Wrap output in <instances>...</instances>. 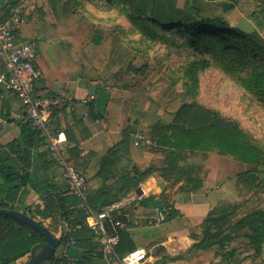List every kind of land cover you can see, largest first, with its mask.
Wrapping results in <instances>:
<instances>
[{"label":"crops","instance_id":"obj_1","mask_svg":"<svg viewBox=\"0 0 264 264\" xmlns=\"http://www.w3.org/2000/svg\"><path fill=\"white\" fill-rule=\"evenodd\" d=\"M61 1L0 0V13L6 20L12 9L22 8L25 23L17 38L20 42L37 41L35 64L43 72V78L36 84L35 96L45 101L52 110L63 134L62 146L71 161L86 176L89 193L106 185L114 187L126 177L137 176L135 167L142 173L150 169H162L168 162L176 167V176L168 181L159 172H155L140 182L136 190L127 188V196L113 204L116 208L112 219L119 224H108V232L119 234L121 230L128 231L136 249L152 245V249L166 248L167 257L182 256L179 260L166 258L168 262H159L152 255L146 264H219L221 257L216 256L217 247L193 252L189 250L197 242L196 238H200L202 224L208 213L222 203L230 202L225 191L232 182H224L221 167L213 165L217 160L218 165L222 160L228 161L227 157L218 152L202 155L200 152L173 153V149L158 148L152 139L154 125L158 121L172 123L177 112L172 121H167L169 109L164 103L159 107L147 94L119 88L117 85L110 86L102 74L103 66L109 63L105 54L107 44H70L69 36L75 31L76 25L72 23V15L66 16L62 12L64 8L61 7ZM94 53L99 55L96 59H93ZM92 67L99 71H91ZM3 70L0 61V73ZM95 85L107 88L110 97L102 118L95 113L96 105L95 109H90V104H96L99 98L95 93ZM92 95L95 98L85 102ZM27 122L14 93L5 83L0 82V151L7 156L6 162H13L20 169L32 173L35 170L37 181L48 179L49 184L58 192L68 195L63 171L50 159L43 142L34 139L29 153L17 158L12 145L21 138L22 127ZM125 130L131 135L128 155L121 157L120 161L124 165L119 163L115 166L114 176L105 183L97 176V172L108 151L121 142ZM127 164L128 168L122 167ZM190 180L201 181V188L196 192L187 191ZM42 203L40 193L28 184L20 190L15 206L18 211L27 213L30 206ZM170 209L177 210L181 216L166 223L165 215ZM145 213L148 214L146 217ZM142 218L147 219L144 224H140ZM181 224L184 229L182 231L178 228ZM153 225L156 229L154 232L159 233L153 232L152 238L144 241L142 233L153 228ZM191 229L196 233L195 238L191 235ZM84 255L85 252L81 251L70 254L67 251L60 257L72 263L81 260ZM28 257L26 255L12 264H26ZM93 263L108 264L101 253L94 254ZM240 264H253V258H246Z\"/></svg>","mask_w":264,"mask_h":264},{"label":"trees","instance_id":"obj_2","mask_svg":"<svg viewBox=\"0 0 264 264\" xmlns=\"http://www.w3.org/2000/svg\"><path fill=\"white\" fill-rule=\"evenodd\" d=\"M177 1L122 0V3L130 20L140 28L144 36L152 40L170 41L195 56L196 61L191 63L190 71L198 72L215 65L246 92L264 101V38L258 32H245L231 27L219 17H205L195 1L187 2L184 7H179ZM107 2L114 4L115 0ZM165 32L169 35H165ZM172 37H177L180 43L169 39ZM99 41L96 39L95 44H99ZM140 71L136 70L137 74L142 75ZM94 88L99 98L96 104H90V109H95L96 105L95 113L102 118L110 97L107 88L101 85H95ZM128 90L134 91L130 88ZM36 138L43 142L28 121L22 127L21 138L12 145L17 158L29 153L31 143ZM152 139L158 148L173 149L174 153L217 151L220 155L231 156L254 167V170H248L238 178L239 183L252 189L258 183L264 185V149L248 139L247 133L236 123L200 103L182 104L170 124L158 121L152 129ZM130 142L131 135L125 130L121 142L108 151L97 172V176L105 183L114 176L113 169L122 163L121 157L128 155ZM7 159L4 152L0 151V208L17 210L15 204L20 190L25 185H31L40 193L43 203L30 206L26 214L47 227L61 240V244L73 237L77 242L76 247L85 251L84 257L77 262L71 263L65 257H54L46 264H94V253L98 245L94 243L93 233L85 226L87 215L82 201L74 195L58 192L49 184L48 179L37 181L35 170L32 173L20 169L13 162L7 163ZM128 166L129 164L122 167ZM175 168L172 162H168L162 169H150L144 173L135 167L137 176L126 177L114 187L106 185L98 191L88 193V205L97 211L110 207L127 196V188L136 190L140 182L155 172H159L164 180H170L176 176ZM201 186V181L190 180L186 188L189 192H196ZM244 207V203H222L210 211L203 221L200 238H196L197 242L189 251L217 247L216 256L221 257L222 264H240L246 257L238 258L236 251H229L228 247L236 233L246 232L255 253L261 255L264 250V210L256 208L238 218V212ZM178 216L181 215L177 210L170 209L164 222H171ZM66 224H81L83 227L79 231L67 233ZM119 237L117 252L121 256L136 249L128 231L121 230ZM44 241L37 231L11 217L0 215V264L16 262L29 255L35 245ZM166 258L175 261L182 256Z\"/></svg>","mask_w":264,"mask_h":264},{"label":"rangeland","instance_id":"obj_3","mask_svg":"<svg viewBox=\"0 0 264 264\" xmlns=\"http://www.w3.org/2000/svg\"><path fill=\"white\" fill-rule=\"evenodd\" d=\"M192 1L196 2L205 17H219L231 27L245 32H258L264 38V0H178L177 4L184 7L187 2ZM61 2V7L64 8L62 12L66 13V16L72 15V23L76 25L75 31L69 36L70 44L95 46L96 39L100 40L99 44H107L105 54L109 63L103 66L102 74L110 82V86L117 85L119 88H130L134 92L147 94L159 107L164 103L169 109L167 121L173 120L182 104L200 103L236 123L247 133L248 139L264 149V101L246 92L218 67L210 65L202 71H190L191 63L196 61L195 56L170 41L152 40L144 36L140 28L130 20L122 0H115L114 4H109L107 0ZM165 33L169 35L168 32ZM169 39L180 43L177 37ZM96 56L99 55L94 53L93 59H96ZM136 70H141L143 74H137ZM91 71L97 72L99 69L92 67ZM225 157L229 162L221 159L219 165L218 160L213 165L221 167V178L224 182H232L227 185L225 191L228 193V203L245 204L238 212V218L256 208L264 210V185L258 183L257 187L253 186L252 189L238 182L242 174L254 170V167L231 156ZM147 215L145 213V217ZM146 220L142 218L140 224H144ZM182 227L181 224L178 228L182 231ZM155 230L154 225L153 228H148L142 233V239L150 240ZM154 233L158 234L159 231ZM194 234V229H191V235ZM249 241L246 232L236 233L228 247L229 251L235 250L238 258H253V264H264V250L261 255H257ZM142 247L149 250L155 260L168 262L166 248L152 249V245ZM67 251L69 254L74 251L85 252L77 247L68 248L62 243L55 257H60Z\"/></svg>","mask_w":264,"mask_h":264},{"label":"built area","instance_id":"obj_4","mask_svg":"<svg viewBox=\"0 0 264 264\" xmlns=\"http://www.w3.org/2000/svg\"><path fill=\"white\" fill-rule=\"evenodd\" d=\"M24 23L22 8L12 9L6 20L0 14V61L4 68L0 73V82L5 83L14 93L27 121L43 140L50 159L63 171L68 194L79 198L85 205L87 215L85 226L93 233L95 243L98 245L97 252L94 254L101 253L108 264L148 263L152 254L145 248L135 249L123 256L117 252L119 234L108 232V224H119L112 219L116 205L98 211L88 205L87 178L71 161L66 149L63 148V134L52 110L45 101L35 96V87L37 82L43 78V72L35 64L38 52L37 41L20 42L17 38ZM94 98L92 95L85 99V102L92 101ZM147 142L151 143L150 140ZM82 227L81 224L75 226L66 224V232L79 231ZM65 245L68 248H75L77 242L71 237Z\"/></svg>","mask_w":264,"mask_h":264},{"label":"water","instance_id":"obj_5","mask_svg":"<svg viewBox=\"0 0 264 264\" xmlns=\"http://www.w3.org/2000/svg\"><path fill=\"white\" fill-rule=\"evenodd\" d=\"M0 215L15 219L16 221L37 231L44 238L45 241L43 243L37 244L32 248L26 264H46L55 257L57 249L61 245V240L47 227L43 226L26 213L18 210L0 208Z\"/></svg>","mask_w":264,"mask_h":264}]
</instances>
